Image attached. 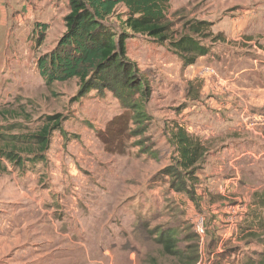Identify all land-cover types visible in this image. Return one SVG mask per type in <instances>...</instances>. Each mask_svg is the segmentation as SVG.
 <instances>
[{"label":"rangeland","instance_id":"374dc122","mask_svg":"<svg viewBox=\"0 0 264 264\" xmlns=\"http://www.w3.org/2000/svg\"><path fill=\"white\" fill-rule=\"evenodd\" d=\"M169 5L177 36L187 33L185 24H210L212 37L201 41L208 54L185 65L168 43L128 37L126 57L147 84L139 115L107 92L78 98L76 80L44 84L36 63L64 32L67 0H0V123L6 115L2 124L35 131L45 117L63 118L62 133H52L44 163L21 170L2 162L0 202L8 205L0 217H35L39 256L48 244L44 250L52 251V264H176L156 242L163 230L175 234L178 249L194 246L197 264H261L257 240L243 236L246 226H254L251 215L264 219V211L237 208L238 201L217 194L224 182L218 177L233 173L232 166L221 168L217 152L243 143L254 153L264 142L248 128L243 139L232 141L238 104L264 111V0H170ZM123 12L118 8L116 15ZM121 21H111L116 30ZM42 24L46 31L38 44ZM221 102L223 115L216 111ZM175 126L205 148L189 180L174 167L169 138ZM261 160L247 156L239 165L251 174L264 171ZM244 176L248 179L241 180ZM196 218L204 221L202 244Z\"/></svg>","mask_w":264,"mask_h":264},{"label":"trees","instance_id":"16d2710c","mask_svg":"<svg viewBox=\"0 0 264 264\" xmlns=\"http://www.w3.org/2000/svg\"><path fill=\"white\" fill-rule=\"evenodd\" d=\"M169 3L170 0H67L64 32L54 48L38 59L36 68L39 76L47 87L76 80L78 98L93 92L110 93L125 109L140 115L141 105L147 96V84L142 83L134 64L126 57L128 37L139 35L168 43L182 57L185 65H192L208 54L201 41L212 37L210 24L202 21L185 24L187 33L177 36L168 18ZM118 8L124 9L123 14L116 15ZM114 18L122 20L119 30L111 23ZM38 27L40 44L46 26ZM3 118L0 123V172L6 171L3 161L21 170L26 165L44 163L50 137L55 131L61 132L63 118L58 115L45 117L35 131L18 123L4 125ZM169 141L176 154L175 170L183 171L189 180L204 159L205 148L179 126L172 128ZM173 175L177 176L178 172ZM193 197L191 195L190 201ZM263 223L257 222V229H263ZM247 230L249 232L243 239L257 240L262 249L260 261L264 264V236L251 228ZM156 242L162 247L163 254L176 264H197L194 246L178 249V241L171 231H161ZM150 264L156 263L151 260Z\"/></svg>","mask_w":264,"mask_h":264},{"label":"crops","instance_id":"0c3cea01","mask_svg":"<svg viewBox=\"0 0 264 264\" xmlns=\"http://www.w3.org/2000/svg\"><path fill=\"white\" fill-rule=\"evenodd\" d=\"M222 101L224 102V99ZM221 104L222 102L216 104V111L223 115V108L220 107ZM231 104L232 102H230L226 108H229ZM235 111L239 121L236 123L237 134L234 132L235 134L232 141L237 140V138L243 139L244 137H241V135L247 132V130L243 131L246 128L252 132H258L259 141H264V111L262 109L251 108L248 105L246 106L245 102L244 105L238 104V107H235ZM247 118H251L252 120L248 121ZM235 136H237V138ZM249 150L250 149H247L243 143H238L237 145H225L221 147V151L217 152L223 170L227 168V165L233 167L231 176L228 178L218 177L219 181L223 179L224 182L223 185L218 186L217 194H221L222 197L226 199L238 201L239 206H237V208H246V210L262 208L264 211V204H262L261 200L263 199L262 194H264V183L260 181V179L262 180V177H264V171H258V169H256L252 170L251 174H247L245 170L244 174V165L243 168L239 165L247 156H251L256 160L262 157L261 161L264 162V142L261 141V144L258 143L257 151L254 150V153ZM225 158H227V160H223ZM248 167L252 166L249 165ZM243 175H247L248 179H245L244 176V180H241ZM5 205L8 204L0 202V209ZM2 212L3 211L0 210V214ZM249 221L254 223L253 228L251 227V229H253L252 231L258 235L263 234L264 236V228L257 229V222H264V219L257 218V215L253 214ZM246 228L250 227L246 226ZM247 232L249 231H245L244 235ZM15 248L19 250H14V253L13 249ZM44 248L48 250V244H46ZM44 248L42 247V252L40 251L41 253L39 256V223L35 217L27 218L19 216L18 219L8 215L0 217V264H39V257H42V259L45 257L43 262L41 259V264H52L51 258L48 259L52 251L48 254Z\"/></svg>","mask_w":264,"mask_h":264},{"label":"built area","instance_id":"2783aa9c","mask_svg":"<svg viewBox=\"0 0 264 264\" xmlns=\"http://www.w3.org/2000/svg\"><path fill=\"white\" fill-rule=\"evenodd\" d=\"M193 226H194L195 233L198 236L200 243L202 244L204 241V237L206 235L203 219L202 218H196L194 223H193Z\"/></svg>","mask_w":264,"mask_h":264}]
</instances>
